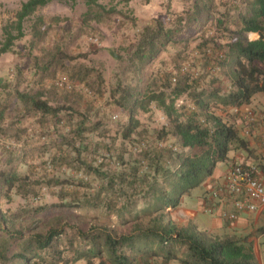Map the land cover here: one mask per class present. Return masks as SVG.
<instances>
[{"label":"trees","instance_id":"trees-1","mask_svg":"<svg viewBox=\"0 0 264 264\" xmlns=\"http://www.w3.org/2000/svg\"><path fill=\"white\" fill-rule=\"evenodd\" d=\"M53 1L63 0L22 2L2 29L0 58L15 52L17 42L28 36L27 21ZM84 1L85 25L104 23L117 12L103 0ZM187 2L188 7L173 17L155 18L140 29L125 55L112 51L121 71L110 97L127 119L112 137L124 143L113 164L89 160L87 154H95L88 149L90 138L103 123L72 101L74 90L55 88L48 93L39 86L17 92L22 105L18 121L36 118L43 132L57 135L51 146L43 145L55 149L54 167L77 165L85 177L39 175L31 169L21 173L12 165L0 171V264H152L155 258H162L163 264H259L252 244L236 235L201 231L192 222L179 226L171 212L213 176L219 163L228 162L232 151L252 152L235 117L216 110H238L264 94V0H243L242 6L225 8L218 0ZM50 31L51 24L37 17L25 47L28 52H17L33 56L35 49L41 50L42 55L34 57L40 83L68 73L102 96V64L89 53L68 51L65 36L47 47ZM251 33L259 38L251 39ZM153 104L166 123L149 141L139 115L147 114ZM25 132L16 131V139ZM171 138L177 143L169 145ZM43 187L57 190L55 203L43 202ZM14 195L29 204L5 210L3 203ZM114 220L121 231L111 224Z\"/></svg>","mask_w":264,"mask_h":264},{"label":"rangeland","instance_id":"rangeland-1","mask_svg":"<svg viewBox=\"0 0 264 264\" xmlns=\"http://www.w3.org/2000/svg\"><path fill=\"white\" fill-rule=\"evenodd\" d=\"M24 1L26 0H0V41L3 39V27L14 19ZM218 1L225 8L232 7V5L242 6L243 0ZM102 3L108 8H115L117 12L110 19L100 24L90 22V24L85 25L83 23V16L88 11L84 0H77L76 2L69 0L53 1L47 6L39 8L35 16L26 23V32L28 33L26 39L17 42L14 53H7L0 58V82L2 86L0 95V171L12 165L17 166L21 173H28L31 169L39 175L76 177V179L77 177H85L83 170L79 171L77 165H74L73 168L65 165L62 169L58 166L54 167L52 158L56 154L55 149L43 148L44 143H48V147L51 146L52 140L57 137L53 130L45 129L46 132H43L36 122V118H24L18 121L21 118L22 105H19L17 92L30 91L39 86L48 93L53 92L55 88L64 91L74 90L76 94L74 97L71 96L72 101L78 103L82 111L87 113L89 117L103 123L102 130L92 134L90 138L92 144L88 145V149L95 151V154H87L89 160L94 157L97 165L102 162L107 165L113 164L117 160L118 151L124 148V143L121 138L113 142L112 137L116 135L118 125L123 124L127 119L126 114L114 104L110 97L121 71L120 64L113 56L112 51L125 55V48L134 40L140 29L150 24L155 18L169 19L173 17L188 7V2L187 0H103ZM37 17H43L46 26L51 24L50 35L46 40L47 47H51L59 37L65 36L66 41L63 43L67 45L65 47L68 51L89 53L90 58L95 63L102 64L106 79V87L102 96L94 95L88 87L72 79L68 73L59 75L54 79L48 78L45 82L43 81L44 84L40 83V74L35 68L34 57L42 55L41 50L35 49L33 56L17 53L19 51L28 52L25 47L29 45L31 25ZM54 17H60L62 20L53 23L51 19ZM131 18H134L136 22H132ZM63 76L69 79L70 84L72 83L71 88L67 89L58 85ZM221 78L223 80L224 76ZM52 97L55 98L56 96ZM258 97L262 98L264 94H259ZM223 110L220 108L216 112L224 116L226 113H229L231 117L236 115L234 110L230 109L227 112ZM139 118L144 124V130L147 131L144 139L151 138L149 141L154 138V132L160 130L166 123L162 110L158 109L155 104L151 105L147 114H140ZM105 129L108 132L102 133ZM22 130L26 132L22 134L21 140H17L15 132ZM141 130L143 128L139 131ZM176 143L177 141L173 138L168 141L169 145ZM43 149L46 152H43ZM129 151L136 153V150L131 147H129ZM226 168L227 163H219L215 173L218 174ZM92 180L93 178H91ZM202 190L203 187L195 189L192 192V197L201 195ZM56 191L54 188L43 187V202L55 203L57 201ZM194 201L191 202L194 203ZM28 204L29 202L20 195H14L11 202L3 203V208L16 211L25 208ZM111 224L116 226L119 231L123 229L118 226L115 220ZM97 261L95 260L93 264H97ZM81 262L90 264L86 260Z\"/></svg>","mask_w":264,"mask_h":264},{"label":"crops","instance_id":"crops-1","mask_svg":"<svg viewBox=\"0 0 264 264\" xmlns=\"http://www.w3.org/2000/svg\"><path fill=\"white\" fill-rule=\"evenodd\" d=\"M250 38L257 39L259 38V34L251 33ZM258 95L252 105L234 110L237 112L235 121L240 129V135L249 142L252 152L249 153L239 148L232 151L229 161L225 162L227 163L226 170L218 174L214 172L213 176L200 186L203 187V190L198 197H192V193L184 196L179 208L171 212V218L179 226H187L192 222L201 231H208L219 236L236 235L241 240L253 245L256 261L259 264H264V209L262 208L253 213H243L235 221H227L221 217V209H215L213 214L209 213L207 211L209 203L206 201V193L211 188L212 180L223 176L233 163H246L264 177L262 172V167L264 166V148L260 140L261 129H253L254 131L251 135H246L244 132V112L250 107L264 109V97L260 98ZM192 200H195L194 203L191 202ZM151 262L152 264H163V259L155 258ZM76 264L83 263L80 261ZM168 264H181V262L179 260H172Z\"/></svg>","mask_w":264,"mask_h":264},{"label":"built area","instance_id":"built-area-1","mask_svg":"<svg viewBox=\"0 0 264 264\" xmlns=\"http://www.w3.org/2000/svg\"><path fill=\"white\" fill-rule=\"evenodd\" d=\"M58 85L68 89L72 83L63 76ZM244 122L246 135L261 129L260 140L264 148V109L246 110ZM255 171L240 162L231 164L223 176L212 180L211 188L206 193V201L209 203L207 211L213 214L215 209H221L223 219L235 221L243 213L264 209V179Z\"/></svg>","mask_w":264,"mask_h":264}]
</instances>
